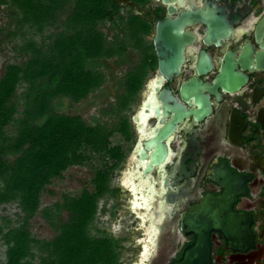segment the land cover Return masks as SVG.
Returning a JSON list of instances; mask_svg holds the SVG:
<instances>
[{
	"label": "flooded vegetation",
	"instance_id": "af4514ba",
	"mask_svg": "<svg viewBox=\"0 0 264 264\" xmlns=\"http://www.w3.org/2000/svg\"><path fill=\"white\" fill-rule=\"evenodd\" d=\"M112 9L111 41L133 39L121 56L108 60L112 70L125 71L118 79L112 75L116 92L107 107L123 93L128 102L111 118L116 126L123 121L126 132L110 139L117 158L110 160L109 192L100 200L113 202L123 227L118 236L107 229L96 233L117 241L120 264H175L197 240L182 229L189 206L206 196L225 202L232 196L234 213L251 220L253 243L234 251L211 231L200 264H263L264 0H112ZM227 72L244 78L234 92L215 87ZM130 79L139 80L134 94ZM193 79L207 86L201 94L209 112L174 123L178 103L200 109L195 95L181 97ZM169 124L174 128L160 141L166 154L158 164V146L146 145ZM158 243L163 253L157 258Z\"/></svg>",
	"mask_w": 264,
	"mask_h": 264
},
{
	"label": "trees",
	"instance_id": "16d2710c",
	"mask_svg": "<svg viewBox=\"0 0 264 264\" xmlns=\"http://www.w3.org/2000/svg\"><path fill=\"white\" fill-rule=\"evenodd\" d=\"M0 5L10 18L0 35L23 40L18 50L23 60L7 65L0 78V206L17 203L21 210L15 225L0 220L4 264H33L36 257L40 264H120L117 241L94 233L93 223L99 200L109 192L112 168L97 169L91 189L65 195L52 207L41 209V196L53 180L93 155L117 158L110 139L126 132L123 121L89 123L64 108L66 101L73 107L103 87L106 62L121 56L133 37L114 42L103 31L113 20L112 0H0ZM34 35L41 36L39 42ZM128 83L134 94L139 80ZM127 100L123 93L101 111L103 117L124 111ZM38 213L56 231L50 240L32 236L30 222Z\"/></svg>",
	"mask_w": 264,
	"mask_h": 264
},
{
	"label": "rangeland",
	"instance_id": "374dc122",
	"mask_svg": "<svg viewBox=\"0 0 264 264\" xmlns=\"http://www.w3.org/2000/svg\"><path fill=\"white\" fill-rule=\"evenodd\" d=\"M9 19L7 7L5 5H0V27H4ZM109 29V24L103 27V31L108 34L111 39L112 34ZM34 38L39 42L41 36L34 35ZM21 45H23V40L21 38L17 37L15 40H11L7 38L5 34L0 35V78L7 65L20 63L23 60V56L18 51ZM106 65L105 72L108 78L103 87L98 90V92L90 95L87 100L73 107H70L69 102L66 101L64 108L66 113H78L89 123H93L98 119L112 122L111 119L103 117L101 111L108 108L107 106L114 100L113 94H115L116 90L113 85L114 78L112 75L117 79L121 78L124 74L125 68L120 67L112 70L111 67L113 68L114 66L113 61H107ZM111 164L112 161H110V159L107 158L106 160H103L101 157L93 155L88 163L82 166H73L69 168L62 178L53 180L52 184L48 186L47 190L42 194L41 209L52 207L56 203H62L63 196L65 195L74 197L78 196L85 188L91 189V179L94 177V172L100 168L110 167ZM114 181L116 183L117 177H114ZM20 215L21 210L17 203H8L0 206V220L2 224H7L9 222V224L15 225ZM62 216L66 218V213H63ZM93 223L95 228L107 229L109 232L113 231L112 233L114 235L118 236L122 233V213L120 212L118 215L117 209L113 207V202L107 201V199L99 201L98 211ZM95 228L94 233H96ZM30 230L32 236L41 241L50 240L56 235L54 228L41 213H38L31 220ZM6 251L7 247L5 243L3 240H0L1 264H4L6 261ZM36 255H38V253ZM126 259L127 253L123 256V260L125 261ZM33 264H40L37 257L33 260Z\"/></svg>",
	"mask_w": 264,
	"mask_h": 264
},
{
	"label": "water",
	"instance_id": "95a60500",
	"mask_svg": "<svg viewBox=\"0 0 264 264\" xmlns=\"http://www.w3.org/2000/svg\"><path fill=\"white\" fill-rule=\"evenodd\" d=\"M228 27L226 31H228ZM215 34V31L213 32ZM220 34V33H219ZM218 35V34H217ZM222 36V35H220ZM244 78L240 74L224 73L215 82V87H222L227 92L236 91L242 84ZM201 83L196 79L191 80L188 84L182 87L181 97L187 101L191 96L195 95L196 102L200 104L198 111H188L184 106L178 103L177 110L180 117L174 121L177 123L184 117L195 115L197 119H202L209 112L208 98L202 96ZM215 88H213V91ZM167 99L174 100L170 94L166 96ZM174 128L173 124H169L160 134L157 140L147 143L158 146L159 157L157 163L159 164L165 156V149L160 144V141L167 138ZM232 196L225 202L224 198H212L206 196L200 203L189 206L187 212L182 216V229L186 234H194L197 238L195 244L189 247L183 255L181 261L175 264H200L201 249L207 248L208 235L211 231L219 232L221 236L228 242L229 248L234 251H246L253 243V232L251 230V220L244 214H236L232 209ZM162 235L166 236V231H162ZM160 235V243L163 244L164 238ZM163 239V240H162ZM160 243L155 249V255L158 258L163 251H161ZM264 264V263H263Z\"/></svg>",
	"mask_w": 264,
	"mask_h": 264
}]
</instances>
